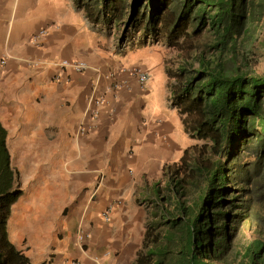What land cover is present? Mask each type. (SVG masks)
<instances>
[{
    "label": "crops",
    "instance_id": "obj_1",
    "mask_svg": "<svg viewBox=\"0 0 264 264\" xmlns=\"http://www.w3.org/2000/svg\"><path fill=\"white\" fill-rule=\"evenodd\" d=\"M103 37L70 0H0V122L23 187L49 210L24 229L28 218L15 219L22 245L13 242L32 264H134L142 247L159 180L141 178L158 150L170 152L172 127L140 122L142 87L128 73L109 78L123 67ZM255 51L264 75V25ZM65 60L89 69L62 70Z\"/></svg>",
    "mask_w": 264,
    "mask_h": 264
},
{
    "label": "trees",
    "instance_id": "obj_2",
    "mask_svg": "<svg viewBox=\"0 0 264 264\" xmlns=\"http://www.w3.org/2000/svg\"><path fill=\"white\" fill-rule=\"evenodd\" d=\"M70 1L104 37L114 28L166 47L172 104L193 141L153 187L134 264H264V75L255 51L264 0ZM8 139L0 122V264H32L10 235L24 191ZM243 226L248 238L236 246Z\"/></svg>",
    "mask_w": 264,
    "mask_h": 264
},
{
    "label": "rangeland",
    "instance_id": "obj_3",
    "mask_svg": "<svg viewBox=\"0 0 264 264\" xmlns=\"http://www.w3.org/2000/svg\"><path fill=\"white\" fill-rule=\"evenodd\" d=\"M105 34L108 37L101 38L102 48L106 50L108 46H115L116 50L119 51L118 62L127 73H132L135 70H142L148 73L149 82L141 89L144 95L141 100V112L137 118L140 122L144 121V126L156 125L158 128H161L160 121L164 120V122L166 121L172 127V132L168 135L170 144L166 146L170 152L158 150L157 155L152 159L150 167L148 166V178H141V180L149 179L152 183H155V181L163 179L165 164L178 163L184 152L193 144L191 138L184 131L180 116L172 104V94L169 88L166 74L167 65L165 63L166 60H171L172 56L162 44L151 42L147 43V46L143 45L141 36H131L127 40L122 39L120 31L114 28L108 30V33L105 31ZM117 71L120 72V69ZM161 134L162 132L157 133L156 139L158 144L154 146L157 149L160 147L159 143L163 142L162 140L165 138V134ZM129 145L130 143H128ZM136 178H139V176H136ZM20 180L24 196L19 201L20 204L16 206L17 209L12 216L10 235L12 241H16L22 245L21 239H18L17 232H15V219L21 215H23L24 219L28 218L25 221L22 220L23 222L18 221L19 230L24 229L25 226L23 224L28 223L29 220H31V224H36L39 221L38 214L49 212V210L43 206L45 197L37 196L31 187L25 189L21 175ZM153 191H155V188H153ZM30 202L33 204L31 205ZM28 235L30 236L29 233ZM247 238L248 232L245 226H243L236 238L235 245H242Z\"/></svg>",
    "mask_w": 264,
    "mask_h": 264
},
{
    "label": "built area",
    "instance_id": "obj_4",
    "mask_svg": "<svg viewBox=\"0 0 264 264\" xmlns=\"http://www.w3.org/2000/svg\"><path fill=\"white\" fill-rule=\"evenodd\" d=\"M45 33H46V31H42L41 32L42 35H44ZM2 64L3 65L5 64V60L2 61ZM60 66H61V69L62 70L69 69V70H71V71H73V72H75L77 74H82V73L86 72L89 69L88 65L85 62H83V61L70 62V61L65 60V61H63L61 63ZM132 75L135 76V77H137L139 83L142 84V85L145 84L148 81V75L144 71L135 70L134 72H132ZM111 77L112 78H116L117 75L116 74H111ZM104 102H105L104 100L98 101L97 102V105L98 106L99 105H103ZM109 213L110 212L108 211V212H106L104 214V217H105V219L107 221H108V215H109ZM73 264H77V263L75 262Z\"/></svg>",
    "mask_w": 264,
    "mask_h": 264
},
{
    "label": "clouds",
    "instance_id": "obj_5",
    "mask_svg": "<svg viewBox=\"0 0 264 264\" xmlns=\"http://www.w3.org/2000/svg\"><path fill=\"white\" fill-rule=\"evenodd\" d=\"M80 61V60H79ZM84 62V61H83ZM87 64V63H86ZM142 71V70H141ZM145 72V71H144ZM123 73H127V71L126 70H124L123 68H121L120 69V72L119 71H115L114 73H112V74H116L117 76H120V74H123ZM130 76H132V77H135V76H133L132 75V73H128ZM146 74L148 75V73L146 72ZM109 78H112L111 77V74H109ZM136 79H137V77H135ZM112 79H116V78H112ZM138 80V79H137ZM149 82V77H148V81L145 83V84H140L139 83V81H138V83L141 85V87H143V86H145L147 83ZM105 101V100H104ZM105 103V102H104ZM16 168V167H15ZM17 171L19 172V170L17 169ZM20 174V173H19ZM163 179H161V180H159V181H162ZM158 181V182H159ZM110 212L109 213V215H108V221L105 219V217H104V214L106 213V212ZM112 211H113V206H111V207H109L105 212H103V214H102V218L104 219V221L106 222V223H109V221H110V219H111V213H112ZM78 264V263H77Z\"/></svg>",
    "mask_w": 264,
    "mask_h": 264
}]
</instances>
